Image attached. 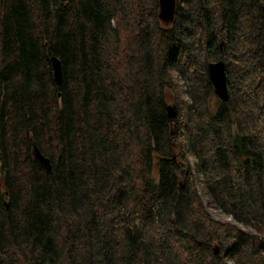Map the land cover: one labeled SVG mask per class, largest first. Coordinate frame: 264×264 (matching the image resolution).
I'll return each instance as SVG.
<instances>
[{"label": "trees", "instance_id": "1", "mask_svg": "<svg viewBox=\"0 0 264 264\" xmlns=\"http://www.w3.org/2000/svg\"><path fill=\"white\" fill-rule=\"evenodd\" d=\"M263 8L0 0V264H264Z\"/></svg>", "mask_w": 264, "mask_h": 264}, {"label": "water", "instance_id": "2", "mask_svg": "<svg viewBox=\"0 0 264 264\" xmlns=\"http://www.w3.org/2000/svg\"><path fill=\"white\" fill-rule=\"evenodd\" d=\"M159 9L158 17L164 23H171L175 19L177 0H158ZM264 10V8H263ZM51 66L53 71V79L57 86L62 82V70L61 63L55 57L51 56ZM208 77L212 83L215 95L222 101L229 100V88L227 83L226 66L224 61L210 62L207 67ZM166 112L168 118L173 121L178 115L177 107L174 104L166 105ZM35 156L48 168H50L49 159L42 155L36 148L34 150ZM175 157V156H173ZM215 252L218 253V247H215Z\"/></svg>", "mask_w": 264, "mask_h": 264}, {"label": "rangeland", "instance_id": "3", "mask_svg": "<svg viewBox=\"0 0 264 264\" xmlns=\"http://www.w3.org/2000/svg\"><path fill=\"white\" fill-rule=\"evenodd\" d=\"M183 97L185 98L184 95H183ZM189 162H190V164H192L193 159H190ZM197 179H198L197 185H198V188H199V192L201 193V195L203 197V200H204V203H205V206H206L207 210L209 211V213L211 214V216L214 219H216V220H220V221H223V222H230L231 224H235L238 227L243 229L244 227L240 223L235 222L230 215H228V214L224 213L223 211H221L217 207V205L214 204L212 198L207 193L204 185L202 184V182L200 183L201 179L200 178H197ZM228 263L232 264L231 261H228Z\"/></svg>", "mask_w": 264, "mask_h": 264}]
</instances>
